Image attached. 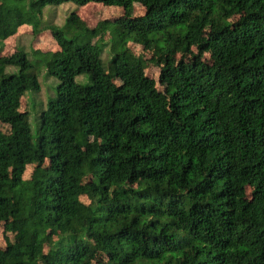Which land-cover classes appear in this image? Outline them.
Instances as JSON below:
<instances>
[{"label":"trees","instance_id":"1","mask_svg":"<svg viewBox=\"0 0 264 264\" xmlns=\"http://www.w3.org/2000/svg\"><path fill=\"white\" fill-rule=\"evenodd\" d=\"M90 2L145 12L106 41L42 19ZM23 25L59 50L0 56V264H264V0H0V41ZM38 65L58 83L33 136Z\"/></svg>","mask_w":264,"mask_h":264},{"label":"rangeland","instance_id":"2","mask_svg":"<svg viewBox=\"0 0 264 264\" xmlns=\"http://www.w3.org/2000/svg\"><path fill=\"white\" fill-rule=\"evenodd\" d=\"M75 12L81 21L89 28H99L102 30L100 39L106 41L112 34L114 27L120 29L127 28V20L134 16H141L145 12V8L138 2H133L127 8L117 6H107L101 3L90 2L84 6H77L72 3H64L60 6H50L43 10L42 19L44 23H55L61 25L64 23L66 17L71 13ZM117 33V32H115ZM99 39V38H98ZM97 39L94 40V42ZM130 49L134 55L140 56L144 61V74L158 80L160 73V66L154 62V46L152 43L139 44L129 42ZM23 48L31 59L32 51L37 50L40 52L56 51L59 50V46L55 39L52 37L49 31L42 32L39 36L33 34L31 26H21L17 33L13 36L8 37L4 41H0V56H11L17 48ZM102 57L106 60L108 56L107 48L104 50ZM204 58H209V53L204 54ZM39 70V81L41 89L39 92H28L25 93L19 104L20 111H26L29 115L31 122V128L33 136L36 134L35 123L38 122L39 113L46 105L47 98L55 95V86L58 83V79L53 76H48L44 68L41 65L37 66ZM83 77V76H82ZM79 82H82L80 77H77ZM160 88V87H159ZM0 129L8 134L14 133V128L9 124H3L0 122ZM34 165H27L23 178L28 179L31 177ZM80 201L83 204H89L90 199L85 195L80 196ZM9 239L13 240V235H9ZM56 237L53 236V239ZM6 241L4 234L1 230L0 233V249H4ZM45 251L47 247H44Z\"/></svg>","mask_w":264,"mask_h":264}]
</instances>
